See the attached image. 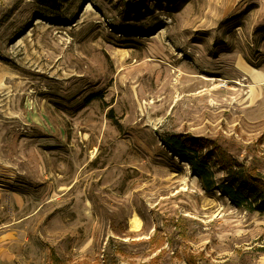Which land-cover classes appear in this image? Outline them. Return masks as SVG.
I'll return each mask as SVG.
<instances>
[{"label": "rangeland", "instance_id": "374dc122", "mask_svg": "<svg viewBox=\"0 0 264 264\" xmlns=\"http://www.w3.org/2000/svg\"><path fill=\"white\" fill-rule=\"evenodd\" d=\"M46 1L0 0V264H264L160 142L264 176V0Z\"/></svg>", "mask_w": 264, "mask_h": 264}, {"label": "trees", "instance_id": "16d2710c", "mask_svg": "<svg viewBox=\"0 0 264 264\" xmlns=\"http://www.w3.org/2000/svg\"><path fill=\"white\" fill-rule=\"evenodd\" d=\"M40 2L49 4L46 0ZM95 99H103V96L93 94L84 106ZM160 142L172 158L189 166L207 194H220L237 208L264 214V176L261 173L251 172L236 161L224 160L217 144L204 137L168 134ZM219 173L223 175L219 177Z\"/></svg>", "mask_w": 264, "mask_h": 264}, {"label": "bare ground", "instance_id": "6f19581e", "mask_svg": "<svg viewBox=\"0 0 264 264\" xmlns=\"http://www.w3.org/2000/svg\"><path fill=\"white\" fill-rule=\"evenodd\" d=\"M244 70H245L248 74H251V75L256 79V81L259 80V77H260V76H257L256 74L253 75V74L251 73V71H250L249 69H247L246 67H244ZM261 77H263V76H261ZM263 78H264V77H263ZM131 222H132V224L134 225L135 229L140 230L141 225H142V221H141V219H139V218H133Z\"/></svg>", "mask_w": 264, "mask_h": 264}]
</instances>
